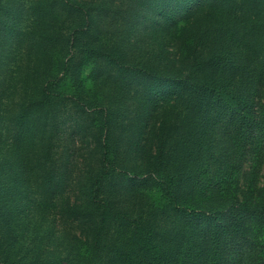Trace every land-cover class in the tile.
<instances>
[{"label": "trees", "instance_id": "16d2710c", "mask_svg": "<svg viewBox=\"0 0 264 264\" xmlns=\"http://www.w3.org/2000/svg\"><path fill=\"white\" fill-rule=\"evenodd\" d=\"M2 31L0 76L22 80L0 90V264H170L214 230L264 264L261 190L235 194L261 123L244 93L264 0H0ZM217 117L233 132L220 155ZM215 191L255 227L198 219Z\"/></svg>", "mask_w": 264, "mask_h": 264}, {"label": "rangeland", "instance_id": "374dc122", "mask_svg": "<svg viewBox=\"0 0 264 264\" xmlns=\"http://www.w3.org/2000/svg\"><path fill=\"white\" fill-rule=\"evenodd\" d=\"M20 10L24 11L23 8H21ZM16 17H19V14L17 12H15L14 14V18ZM18 25L20 26V23ZM5 33L6 32L3 33V31L1 32L0 41L2 40V36L6 37L4 35ZM3 43L6 45V49L0 52V58H2L1 65L5 67V64L6 66H10L13 63L14 54H12V51H10L11 46L8 47V39H3ZM261 44H264V42H262ZM257 63L258 66H260L262 69H258L259 71L253 75V78L250 80V87L246 89V93L244 94L246 95L247 99L250 98V101L254 100L256 103H259L257 106V111L258 114H261L262 120L260 118L261 123L257 128H251V131L252 129L256 130V135H253V137L250 139L249 143L246 146L243 164L244 172L241 176L242 183L240 184L241 186L235 194L242 199H251L250 193L251 191L253 192L255 190L254 187L257 185V187H259V190H261V192H257L259 195L262 194V200L264 201V78H260L261 75H257L261 72L262 74H264V55H262L261 58L258 59ZM1 70L2 68H0V71ZM10 76L9 74L0 76V90H2L3 86H5V90L2 94H6L10 90V88L6 87V85L9 86V83L11 82L15 83L18 80H22L21 77H18L17 79L13 80L12 78L14 77V75L12 76V78H10ZM9 78L10 81L8 80ZM251 105H253V103H251ZM254 107L256 108V105ZM221 120L222 119H219L218 117L216 118V122H218L216 126V131L220 132V135L217 138V155H220L221 153H229L234 148L232 142L233 140L230 141L228 139V136H230L233 132L229 133L228 129L225 127V124H222L224 120L220 122ZM226 121H229V123L233 124L231 118H228ZM87 153L91 155L90 150L88 148ZM90 155H88L87 158H90ZM221 162L222 161H219L218 165H220ZM252 165H254V168H252ZM5 191H7L6 183L3 181L2 178H0V202L4 205L8 198L5 194ZM258 199H261V197ZM235 203L233 201V194L229 196L225 191H215L211 195L209 193H203L202 205L203 207H206V209L200 210V215H198L197 218L202 219L204 217H209L212 215V217L216 218L218 221L224 220L226 222H230L232 226L237 227V225L240 224L241 226L255 227V225L257 224L256 220L254 218H251L252 216L250 217L246 215L242 211V208L238 207V205ZM3 220L4 216L0 215V221ZM248 229L253 230V228ZM196 234L197 233H195V235ZM215 235L216 232L214 230L207 239L206 247L199 243L202 240L196 238L197 243L194 246L189 245L184 249L180 250V253L175 256V261L169 260L170 264H214L212 261L209 260L208 257V253L211 252L213 246L217 248L214 249V251L216 250L215 252L213 251L214 253L212 259L217 264H243V261L245 260L240 258V247H238V243L241 242L239 241V238L233 237L231 240L222 239L221 244L217 246L218 238H216L215 241ZM47 244L50 245V242H48ZM182 252H186L188 255L185 253L181 255ZM33 254V249H31V252H29L27 257L30 258ZM245 255L246 253H244V256ZM41 258L43 259V264L46 260L53 262L55 261L54 259L56 258V254L47 252L43 254Z\"/></svg>", "mask_w": 264, "mask_h": 264}]
</instances>
